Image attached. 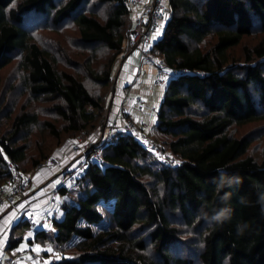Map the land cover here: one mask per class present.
<instances>
[{"label":"trees","instance_id":"1","mask_svg":"<svg viewBox=\"0 0 264 264\" xmlns=\"http://www.w3.org/2000/svg\"><path fill=\"white\" fill-rule=\"evenodd\" d=\"M168 5L173 17L152 48L171 73L156 107L157 129L165 136L160 146L179 162L166 163L121 131L92 143L87 150L100 146L104 162L89 163L78 195L59 187L66 198L61 212L29 238L74 249L50 264H264V145L252 154L253 138L232 131L264 121V0ZM132 15L127 0H0V85L1 72L17 64V81L53 102L57 114L42 119L26 102L18 110L11 100L3 106L5 86L13 91L17 84L14 76L4 81L0 115L10 127H0V189L15 174L30 173L28 162L51 158L46 138L32 142L33 129L59 146L108 124L105 98L116 59L132 50ZM40 20L55 31L75 27L69 46L89 55L62 44L43 47L34 35L39 25L32 24ZM255 32L261 38L236 57L235 47ZM102 47L111 55L96 67ZM61 53L83 74L61 68Z\"/></svg>","mask_w":264,"mask_h":264},{"label":"rangeland","instance_id":"2","mask_svg":"<svg viewBox=\"0 0 264 264\" xmlns=\"http://www.w3.org/2000/svg\"><path fill=\"white\" fill-rule=\"evenodd\" d=\"M100 15L101 17H104L106 12H105V8L100 9ZM133 18V23L134 20L136 21V18L134 16V14L132 15ZM42 20L38 21V22H34L32 23L35 27V25H39L41 23ZM40 22V23H39ZM132 23V25H133ZM165 26V23L161 26V30L158 33V38L161 36L162 33V28ZM262 33V32H261ZM261 33L259 32H255V34H253L252 36H249L247 38L244 39L243 43L240 44L239 46L235 47V49L233 50V54L236 57H242L243 54V47L244 45H248V44H253L256 41H258L261 38ZM34 35H35V39L36 41L41 44L43 47H48V48H53V49H57L59 44L65 45L69 47L70 52L73 53H80V54H85V55H89L90 51L87 50H79V48L74 47L71 48L69 46V44L74 41L77 37V30L75 27H67L64 30H60V31H55L49 28H46L42 25H39L36 27V29L34 30ZM129 45L132 46V50L140 48L139 44H131L130 41V31H129ZM127 46L125 52H127V49L130 48V46ZM57 46V47H56ZM83 51V52H82ZM139 52V51H138ZM97 56L94 59V65L96 67H102L103 64L105 63V61L108 59V57L111 55V53L106 49V48H99L97 50ZM140 54V53H139ZM141 56V55H140ZM60 57V58H59ZM60 62V66L61 68L63 67L64 69H68L71 71L77 70L78 73L83 74V68L82 67H78V65L75 66H68V64L63 63L64 58L62 53L58 55ZM76 58H79L78 55H76ZM124 56L120 55L115 63H114V67H113V78H112V82L110 84V90L107 92L106 94V98H105V113H112L114 115V109L111 108L112 106V97L115 94V87H116V74H117V67L120 64V61L123 60ZM142 58V57H141ZM143 59V58H142ZM18 60V59H17ZM16 60V61H17ZM148 60V59H147ZM16 61H14L16 63ZM152 65L151 61L148 60L145 63V68L143 70V75L146 76L148 74V69L150 68V66ZM166 74L164 75V83H160L157 82V69L156 66L154 67V71H155V78H154V82L153 85L156 84L155 88H157V93L160 94H165L166 88L169 84V81L171 79L170 76V69H168L167 67H164ZM17 64H12L9 65L8 67H6L3 72H1V76L3 77V82H1L0 85V93H2V89L4 88L3 85L4 81L6 79H11L10 82L12 81V78L14 76V82L17 83L14 90L10 91L9 88H4L3 91V106H5L6 102L9 100H11L12 102H15L14 106L16 108V110H18L20 108V106L22 104H24V102L28 103L30 110L38 112L40 114V117L42 119H46V118H50V119H57V114L51 110V106L53 105V102H50L49 100H46L44 98L41 97H33L29 90H26V88L23 86V84L21 83V80L18 79L17 81V75L15 76V74H17ZM10 75H12L10 77ZM19 75V74H18ZM16 78V79H15ZM90 86L94 87V88H98V86H94L93 83H90L89 81H87ZM115 85V87H113ZM144 83L141 81V78L138 77L136 79V81L132 84V96L135 97H141L142 101L138 100V97L136 98V103L129 106L128 103H125L124 105V109H127L130 111V113H127L126 115V119H131L133 120V122L142 130V132H145L149 138H151L155 143L160 145V142L163 141L165 139V136H163L162 134L159 133L158 129H157V110H156V106H154V99L152 100L153 96L149 97L147 96L145 93H143L141 91V89L144 88ZM153 87L152 84L148 85V88ZM119 112L123 111L122 109L118 110ZM117 111V113H118ZM0 112H4L3 109L0 108ZM124 112V111H123ZM5 113V112H4ZM117 113L115 116V119H117ZM126 113V112H124ZM3 113L2 115H0V127L2 129H7L10 127V123L8 122V120L6 119V117H3ZM135 116L138 117V119H135ZM111 117V114H110ZM109 117V119H110ZM108 119V120H109ZM113 119V120H115ZM124 118H122V122ZM112 121V120H111ZM111 121H108L110 123L109 127L111 128ZM105 125L103 126V123H100L99 125H97L95 127L94 130H92L90 133L88 134H81L80 136L77 137H71L68 138L63 144L56 146V141L53 140V138H51L50 136L46 135V132H44V134L41 133V131L39 130V128H35L33 129L32 133L30 134V137L32 138V142L36 139V138H40L43 139L46 138V145H50L52 148V152L50 153L51 158H61L60 163L58 166H52V167H47L44 168L42 170H37V166H32L29 165V162L26 164V166L30 169V173L32 174V179L30 182V190H37L38 189V185L39 188H41V190L45 193L44 196L42 198V209L43 212L40 214L42 216V214H44V212H46V214L48 213L50 216H53L54 214H58L59 211L61 210V206L64 204L65 202V196L63 194L58 193L56 199L53 198V194L50 195L49 193H51V191H53L54 189L57 188V185L60 183L62 177H63V167H65L66 165L71 166V164L75 163L79 158L80 155L82 154V152L85 149H88L90 147V145L94 142L100 141L102 140L105 141L107 138H109V131L107 133V137L103 138L104 134V129ZM232 131L235 134H244V135H249L253 138V142L252 145L249 149V152H251L252 154H256L258 155L261 151L262 146L264 145V121H260L258 123H253L250 125H246L244 127H238V128H234L232 129ZM112 133V132H111ZM41 134V135H40ZM103 134V135H102ZM47 136V137H46ZM75 145H77V148L74 149ZM47 147V146H46ZM46 147H44L46 149ZM36 153V146L34 145V143H32V145L29 147V154H35ZM38 173V174H37ZM37 174V175H36ZM37 183V184H36ZM69 194L72 196L78 195L79 191L76 188H69ZM33 194V193H31ZM58 212V213H57ZM25 219L24 214L21 216V221H19L18 224H15L12 229H9L8 233H10V237L7 239V243L10 244L11 241H16V240H20L22 245H27V241L29 236L32 234L31 232L34 231V225H31L28 221L23 220ZM50 223V221L48 222V224ZM40 244V243H39ZM67 246L65 248H63V246H57L51 242H47L46 245H39V248H37L36 250H38L40 252L41 255L46 256V263L49 262L52 259H59L61 258L64 254L65 256H72L74 253V249L72 247H69V244H66ZM19 248V247H18ZM4 256H3V260L5 261V259L10 258L11 256H13L11 250L9 247L4 246ZM30 264H43V262H33Z\"/></svg>","mask_w":264,"mask_h":264},{"label":"built area","instance_id":"3","mask_svg":"<svg viewBox=\"0 0 264 264\" xmlns=\"http://www.w3.org/2000/svg\"><path fill=\"white\" fill-rule=\"evenodd\" d=\"M129 7L131 8L136 21L134 20L133 25L130 28V41L131 44H139L138 51L142 58L151 61L153 66L157 69V82L162 83L164 81L165 62L159 56H157L152 50L154 43L157 40V35L161 30V26L167 23L172 17L173 13L168 5V0H127ZM163 29V28H162ZM171 76V73H170ZM139 101H142L141 97H138ZM125 112V111H124ZM123 111L117 113V117L123 122L118 123L114 120L111 125V132L115 133L118 131L125 132L136 137L145 146L150 148L152 151L162 157L166 163L176 164L179 162L176 157H168L166 151L157 143H155L149 136L142 132V130L133 122L131 119H126L127 113ZM77 148L75 145L74 149ZM61 158H50L46 161L41 162L37 166V170H42L47 167L58 166ZM96 162L102 164V151L100 146L94 147L88 151L85 149L80 158L71 166L63 167V177L57 188L49 193L53 194V198L56 199L59 187L76 188L79 185V179L84 175L86 168L89 163ZM32 174H15L11 177L5 186L0 189V210L4 207L15 206L18 199L26 200V205L18 209V214L14 218L12 217L8 221L4 233L12 229V227L18 223L21 216L24 214L25 220L36 228H45L48 222L51 221V216L46 212L39 213V209L36 208V204L43 202L42 197L31 196L30 182ZM21 214V216H20ZM12 254L5 261L0 258V264H30L33 262H43V264H50L57 260L52 259L46 263V256L40 254L35 248H21L15 247L12 249Z\"/></svg>","mask_w":264,"mask_h":264},{"label":"crops","instance_id":"4","mask_svg":"<svg viewBox=\"0 0 264 264\" xmlns=\"http://www.w3.org/2000/svg\"><path fill=\"white\" fill-rule=\"evenodd\" d=\"M163 34V29H162V33ZM158 38V36H157ZM147 59H142L138 50L134 49L132 52L130 51L124 58L123 60L120 61V64L117 67V74H116V87H115V94L112 97V106L111 108L114 109V115L113 112L111 113V117L109 119V121H114L113 119H115L116 113L119 109H122L123 111H125L126 113H130L129 110L124 109V105L125 103H128L129 106L133 105L136 103V98L138 97H133L132 96V84L136 81V79L138 77L141 78V81L144 83V88L141 89V91L143 93H145L147 96L151 97L153 96L152 100L154 99V106H156L160 100L162 99L163 94H158L157 93V88H155L156 84L153 85L154 82V78H155V71H154V67L153 65L150 66V68L148 69V74L146 76L143 75V70L146 67L145 63L147 62ZM164 83V81L162 82ZM152 84L153 87L148 88V85ZM131 114V113H130ZM135 119H138V117L135 116ZM117 120L118 123H121L122 121H120L119 118L115 119ZM111 121V122H112ZM110 123V122H108ZM104 129V136L103 138L107 137V133L109 131V138L111 137V135H113V133H111V128L109 127V124H107L105 126ZM102 134V135H103ZM107 138V139H109ZM38 174V173H37ZM36 174V175H37ZM37 184V183H36ZM31 196L36 197H43L44 196V192L41 190V188H39L38 185V189L37 190H32L31 191ZM44 193V194H43ZM44 198H41V200ZM26 200L24 201L22 199V197H20L16 203L15 206H10L8 205L7 207H4L3 209L0 210V258L3 259L4 256V246L9 247V243H7V239L10 237V233L5 232L4 230L7 226L8 221H10V219L15 216H17L18 214V209L22 208L23 206L26 205ZM42 203V202H41ZM37 209H39V213L41 214L43 212L42 209V204H36L35 205ZM61 212V210L59 211V213ZM58 213V212H57ZM21 216V214H20ZM50 226V224L47 225V227ZM35 226H34V231L31 232L32 234L29 236V238H33L35 235ZM29 238L27 241V245L21 246L22 243L20 242V244L18 245V247L21 248H39V243H29ZM12 252V249H10Z\"/></svg>","mask_w":264,"mask_h":264}]
</instances>
